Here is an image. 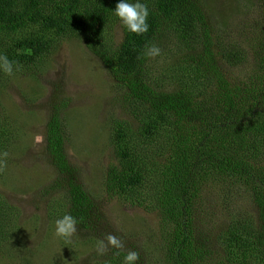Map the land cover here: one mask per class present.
I'll use <instances>...</instances> for the list:
<instances>
[{"label": "trees", "instance_id": "1", "mask_svg": "<svg viewBox=\"0 0 264 264\" xmlns=\"http://www.w3.org/2000/svg\"><path fill=\"white\" fill-rule=\"evenodd\" d=\"M141 2L149 30L136 35L113 14L118 0H0V56L14 71L39 65L65 38L85 41L127 90L133 117L113 123L107 192L131 207L154 202L167 264H264V0H252L255 19L218 17L207 0ZM115 23L121 40L111 45ZM153 45L166 61L155 81ZM247 60L253 70L228 69ZM7 77L0 74V95ZM14 133L0 108V169ZM66 133L58 109L45 137L63 173L71 172ZM66 196L63 215L77 226L102 221L80 184L71 182ZM240 197L247 202L239 205ZM20 231V209L0 194V255L20 251ZM124 254L110 264H122Z\"/></svg>", "mask_w": 264, "mask_h": 264}, {"label": "rangeland", "instance_id": "2", "mask_svg": "<svg viewBox=\"0 0 264 264\" xmlns=\"http://www.w3.org/2000/svg\"><path fill=\"white\" fill-rule=\"evenodd\" d=\"M207 4L218 17L255 19L257 14V6L250 8L252 0H207ZM121 34L119 23L113 24L108 43H119ZM165 65L166 61L153 57V81ZM245 65L228 69L235 73L254 69L250 60ZM0 74L8 76L1 88L0 108L15 125L13 143L3 155L0 194L20 209L19 239L24 241L16 254L0 255V264H110L119 251H137L141 260L137 264H167L161 218L157 210L149 209L154 202L131 207L106 190V171L115 160L113 123L120 119L131 122L133 117L127 90L100 57L85 41L65 38L39 65L16 68L10 75L1 70ZM58 109L67 129L65 153L71 172H61L46 148L47 121ZM71 182L92 196L102 221L89 229L77 226V234L66 243L54 235V228L55 220L63 216ZM246 202L240 197L239 205ZM222 222L216 218L214 228H221ZM108 235L116 236L124 248L110 247L98 255L96 249L107 242Z\"/></svg>", "mask_w": 264, "mask_h": 264}, {"label": "clouds", "instance_id": "3", "mask_svg": "<svg viewBox=\"0 0 264 264\" xmlns=\"http://www.w3.org/2000/svg\"><path fill=\"white\" fill-rule=\"evenodd\" d=\"M112 12L129 33L143 35L148 32L149 8L141 0H134V2L133 0H118ZM147 55L150 57L159 56L160 49L153 45L148 49ZM0 70L10 75L13 72V62L9 61L6 56H0ZM76 234L77 219L74 216L64 214L55 220L54 235L56 237L63 239L66 243H71ZM106 241V243L102 241L96 249L98 255H104L110 247L118 250L124 248L123 242L114 235H108ZM138 260L139 253L137 251H127L123 256L122 264H137Z\"/></svg>", "mask_w": 264, "mask_h": 264}]
</instances>
